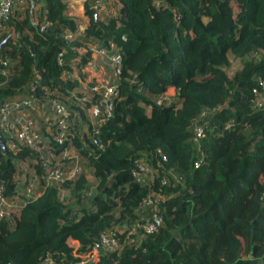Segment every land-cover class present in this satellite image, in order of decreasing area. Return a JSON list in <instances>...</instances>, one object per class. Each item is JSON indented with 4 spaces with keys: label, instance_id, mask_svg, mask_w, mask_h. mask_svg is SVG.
<instances>
[{
    "label": "trees",
    "instance_id": "1",
    "mask_svg": "<svg viewBox=\"0 0 264 264\" xmlns=\"http://www.w3.org/2000/svg\"><path fill=\"white\" fill-rule=\"evenodd\" d=\"M42 1L38 15L49 23L44 32L32 25L28 10L7 22L13 37L1 53L10 64L0 63V105L33 95L39 110L27 111L34 117L44 108L51 112L57 99L67 106L75 134L58 144L57 125L45 118L36 126L43 138L37 149L12 150L9 137L6 153L0 145L5 196L14 199L31 183L36 191L11 219L0 218V264H42L48 254L69 264L107 229L124 239L125 222L139 217L152 190L165 196L160 230L96 264H264V106L254 107V90L264 93V0H115L113 17L96 14L86 1L84 31L66 0ZM77 31L76 39L66 37ZM96 40L115 43L123 54L114 113L100 127L94 119L103 90L82 101L86 91L69 77L74 59L88 65L93 55L87 48ZM166 94L171 101L158 104ZM205 110L204 160L196 167L193 126ZM96 127L103 148L93 143ZM47 150L70 170L45 160ZM81 159L92 168L98 192L93 208L75 211L63 193L73 189L82 198L87 175L79 171L61 183L48 173L52 167L68 173ZM140 159L157 170L150 185L133 176Z\"/></svg>",
    "mask_w": 264,
    "mask_h": 264
},
{
    "label": "built area",
    "instance_id": "2",
    "mask_svg": "<svg viewBox=\"0 0 264 264\" xmlns=\"http://www.w3.org/2000/svg\"><path fill=\"white\" fill-rule=\"evenodd\" d=\"M68 14L72 17L71 8L75 4V0H66ZM90 2V7L98 15L105 16H117L118 8H114L111 5L110 0H83ZM115 1V0H114ZM41 5H43L42 0H5L0 2V63L5 66H9L10 60L4 59L1 57L3 48L9 43L13 37V32L7 26V22L14 16V14L19 10H28L31 16V23L34 27L37 28L39 32H44L49 23L41 21L38 15ZM104 16V17H105ZM103 17V16H102ZM80 31H84L85 27ZM79 36V31L67 33L66 37L70 40H74ZM87 46V45H86ZM84 46V48L86 47ZM79 54H84V49H77ZM92 55L105 56L109 59L113 71H114V82L110 85L96 84L89 89H87L84 96L81 98L82 101H89L95 94L102 91V97L99 100L98 107L96 111L100 112L99 120L97 121L98 126H102L105 121L113 116L114 113V97L117 96L118 84L121 79L123 72V54L122 48L115 43H111L108 47L102 44L99 40L94 41L87 48ZM63 53L59 54V62L62 64ZM79 58L73 60L72 67L73 71L69 74V77L74 80H79V73L85 70V67L82 66ZM7 73V71H3ZM67 76V72H65ZM260 86L264 89V81L260 80ZM36 89V85L30 86V90L33 91ZM254 93L256 94V99L254 107H263L264 106V93L259 92L255 89ZM171 101L170 94L163 95L158 98V104H164ZM53 120L57 125V133L55 135V140L58 144H64L66 141L71 140L74 136L75 131L72 127V123L69 119V113L67 106L57 100L52 99L50 101V106ZM39 110V105L36 103L33 95L27 97L23 96H14L11 99L5 100L0 105V131H2L7 139H11L9 147L12 150H18L19 146L27 145L32 148L37 149L39 144L43 143V138L40 137L38 130L36 129L37 121L33 118L29 111ZM209 116V111H203L195 120L193 126V141L198 147L199 158L196 161V167H200L204 160V151L201 150V141L205 136V125L207 124V117ZM96 127L95 134L93 136V143L98 145L100 148H103V144L100 141L99 134L100 128ZM13 138L16 141H13ZM162 154V152H161ZM163 159L167 160L166 155L162 154ZM75 158H78L76 155ZM79 171L81 167L79 163L70 172L64 171L60 167H52L49 170L48 178L55 182H65L67 179L73 178ZM134 178L137 182H140L143 185H150L158 175L157 170L153 166L147 164L142 159L137 161V169L133 173ZM169 181L168 178L163 179L162 184H167ZM21 187H24L21 184ZM22 189V188H21ZM4 187L0 186V218L11 219L12 213L22 207L26 200L32 197H35V185L33 183L25 186L21 193L14 199L8 198L4 194ZM165 196L162 192L152 190L145 197L141 208L139 210V217L132 221V223H126L128 225V232L126 238H122L118 231L115 228L107 229L101 236V238L92 245V248L89 253L83 255L78 253L76 255L77 259L69 264H96L101 262L103 256L119 252L121 253L126 244L136 243V239L141 236H146L154 234L160 230L163 226L164 219L160 211L159 203L164 200ZM42 264H58L53 255L48 254L44 259ZM105 264V263H101Z\"/></svg>",
    "mask_w": 264,
    "mask_h": 264
},
{
    "label": "crops",
    "instance_id": "3",
    "mask_svg": "<svg viewBox=\"0 0 264 264\" xmlns=\"http://www.w3.org/2000/svg\"><path fill=\"white\" fill-rule=\"evenodd\" d=\"M71 14L74 15L73 17L75 19H79L80 17L87 18V20L83 21V24H80L81 29L88 26L89 17L85 13V3L83 0H75V5L73 7V10L71 11ZM102 18H104V16ZM79 75L80 79L76 81L77 83H79L78 89H80L81 92L87 91V89L96 84L110 85L114 82V71L112 65L109 59L105 56L93 55L88 65L85 67V70L81 71ZM170 91L174 92V89L171 88ZM48 111L49 110H47V113ZM43 112L45 111L41 109L40 116L44 118ZM100 114V112L95 111V122H97L98 116H100Z\"/></svg>",
    "mask_w": 264,
    "mask_h": 264
},
{
    "label": "rangeland",
    "instance_id": "4",
    "mask_svg": "<svg viewBox=\"0 0 264 264\" xmlns=\"http://www.w3.org/2000/svg\"><path fill=\"white\" fill-rule=\"evenodd\" d=\"M110 1H111V5H113L114 8H117L116 2L114 0H110ZM74 5H73V7H74ZM73 7L71 8V11L73 10ZM78 20H79V24H83L84 23L83 21L84 20H87V18L80 17L79 19L77 18V21ZM230 57L233 58L232 54H230ZM238 69H240V66L239 67H235V68L232 67V68L228 69L227 71H228V73L231 76H233ZM170 93L173 94V92H171V91H170ZM43 110L45 111V112H43L44 118L42 116L40 117V115H37V116H34L33 117L37 121V125L39 123L45 125V123H46L45 117H48L50 119H53V115H52L51 112L49 113V111H48V113H47V109L46 108H44ZM46 152H47V154H45V155L47 157L44 156V159L45 160H47L48 158H50V160L53 163H58L59 162V164H63L67 170H70L69 169V165H67L69 163L65 162V160L61 158V155H56L54 152H50V151L48 152V150ZM63 162H65L66 165ZM30 165H32V164H30ZM80 167L82 169L81 170V173L84 172L87 175V179L89 180V182H88L89 188L87 189L88 190V193L87 194L85 193L82 196V198L80 197L79 199H77V197H76L73 189H67L63 193V196L65 197L67 203L70 204V205H73V210H75V211H80L81 207L93 208L94 206L92 205V200L94 199L95 195L98 192V190H97V183H98V181L94 177L93 170L90 167L88 161L85 160V159H81ZM27 168L29 169V165L28 164L25 166V170ZM32 168H34V166ZM23 176H24V174H23ZM25 177H26V175H25ZM118 210H119V208H116L114 210V212L119 213Z\"/></svg>",
    "mask_w": 264,
    "mask_h": 264
},
{
    "label": "water",
    "instance_id": "5",
    "mask_svg": "<svg viewBox=\"0 0 264 264\" xmlns=\"http://www.w3.org/2000/svg\"><path fill=\"white\" fill-rule=\"evenodd\" d=\"M5 0H0V2ZM0 145L4 153H6V137L2 131H0Z\"/></svg>",
    "mask_w": 264,
    "mask_h": 264
}]
</instances>
